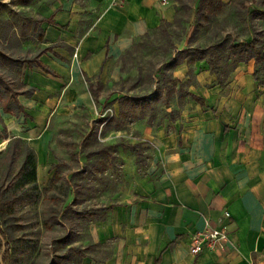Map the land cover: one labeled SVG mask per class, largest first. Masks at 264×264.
Returning <instances> with one entry per match:
<instances>
[{
  "label": "crops",
  "instance_id": "0c3cea01",
  "mask_svg": "<svg viewBox=\"0 0 264 264\" xmlns=\"http://www.w3.org/2000/svg\"><path fill=\"white\" fill-rule=\"evenodd\" d=\"M179 2L34 0L37 19L49 20L41 23L42 46L33 56L49 48L39 60L51 72L25 63L23 88L34 90L18 98L27 116L1 106L0 116L45 121L50 97L74 96L79 87L100 102L99 89L118 72L117 61L138 38L173 22ZM255 69L250 59L224 79L210 70L186 88L180 80L186 95L168 100V114L152 128L153 158L141 163L123 154L121 191L94 230V243L106 246L107 256H94L92 264H264V69L259 78ZM90 85L98 88L97 99ZM113 104L116 111L118 101ZM37 153L38 184L44 185L51 179L48 158L42 147ZM209 226L224 228L228 241L194 254L193 235Z\"/></svg>",
  "mask_w": 264,
  "mask_h": 264
},
{
  "label": "rangeland",
  "instance_id": "374dc122",
  "mask_svg": "<svg viewBox=\"0 0 264 264\" xmlns=\"http://www.w3.org/2000/svg\"><path fill=\"white\" fill-rule=\"evenodd\" d=\"M33 1L0 0V51L10 57H31L42 46L39 32L25 37L19 33L20 24L39 17ZM224 1L227 5L215 19L202 20L200 25L195 22L194 0L179 2L173 22L138 38L117 61L118 72L99 89L100 102L94 103L86 88L79 87L74 96L63 97V91L59 98L52 95L45 121L14 116L5 122L0 116V128H7L10 138L26 139L37 159L38 149H45V175L51 177L39 184L38 191L27 189L26 197L15 204V217L8 226L14 239V264H92L94 256H107L106 246L94 243V230L106 219L103 210L114 200L113 193L121 191L122 162L130 159L128 153L141 163L153 158L152 128L168 114V100L186 95L179 89L180 80L186 88L206 76L211 59L220 73L218 80L230 76L239 62L232 43L251 40L253 28L264 36V0ZM198 45L205 48L202 55L191 51ZM213 45L212 51L207 49ZM20 63L21 68L26 66ZM0 72L24 82L18 64L2 62L1 57ZM97 80L94 76L90 82L94 85ZM108 94H113L110 101L102 103ZM8 140L0 141V150ZM23 157L20 146L12 174ZM8 162L9 154L0 155V185Z\"/></svg>",
  "mask_w": 264,
  "mask_h": 264
},
{
  "label": "trees",
  "instance_id": "16d2710c",
  "mask_svg": "<svg viewBox=\"0 0 264 264\" xmlns=\"http://www.w3.org/2000/svg\"><path fill=\"white\" fill-rule=\"evenodd\" d=\"M184 2V0H179ZM233 2L234 0H230ZM197 7L195 9V22L200 25L202 20H213L216 15L221 12L227 5L224 0H194ZM248 14L247 12H245ZM49 20L47 18L35 19L30 22L22 23L19 27V33L21 36L25 37L28 34L40 33L43 30L41 28L42 21ZM170 24V22L163 21V24ZM161 25V26H162ZM253 38L251 40H242L239 42H233V47L235 48V55L238 57L236 61H248L250 59H255L256 69L254 76L259 78L264 69V36H258L260 31L253 28ZM148 34V33H147ZM145 34V35H147ZM144 35V36H145ZM215 46H209L207 49L212 51ZM192 52L202 55L205 48L201 45L191 48ZM49 48L40 50L35 56L17 59L8 56L4 52L0 51L1 61L5 63L15 62L18 64V71L21 72V63H37L45 71L51 72L48 67H46L40 60L39 57L45 53ZM10 61V62H9ZM210 70L212 73H218V69L215 66L213 59L210 60ZM23 82H14L13 80L6 77L0 72V106L5 112L12 114H19L21 112L25 113L24 106L19 100L20 95L30 94L34 89L28 88L27 90L23 88ZM90 89L93 95L98 96V88H94L90 85ZM189 95L196 98L201 104H203L202 98L187 92ZM4 139H9L6 147L0 150V155L9 154V162L5 165L4 174L2 177V182L0 185V264H14L13 258V236L9 231L10 220L15 217V204L21 199L26 197L27 189H32L33 191L39 190L38 184V159L36 151L29 144V142L21 137L10 138L7 133V128H0V141ZM22 147L24 157L16 173L12 174V167L15 162L16 156L18 154L19 147ZM25 189L19 191L20 188ZM9 226V227H8ZM4 243L6 244V251L4 256L1 257L3 251Z\"/></svg>",
  "mask_w": 264,
  "mask_h": 264
},
{
  "label": "built area",
  "instance_id": "2783aa9c",
  "mask_svg": "<svg viewBox=\"0 0 264 264\" xmlns=\"http://www.w3.org/2000/svg\"><path fill=\"white\" fill-rule=\"evenodd\" d=\"M117 3H121L122 0H116ZM228 217L229 212H225ZM228 241V233L222 227H206L204 230L196 232L192 237V247L191 251L197 254L201 251L203 246L208 245L212 248L222 245V243Z\"/></svg>",
  "mask_w": 264,
  "mask_h": 264
},
{
  "label": "water",
  "instance_id": "95a60500",
  "mask_svg": "<svg viewBox=\"0 0 264 264\" xmlns=\"http://www.w3.org/2000/svg\"><path fill=\"white\" fill-rule=\"evenodd\" d=\"M5 251H6V244L4 243V246H3V251H2V253H1V257H3V256H4V253H5Z\"/></svg>",
  "mask_w": 264,
  "mask_h": 264
}]
</instances>
